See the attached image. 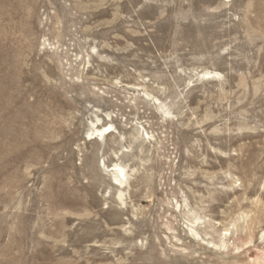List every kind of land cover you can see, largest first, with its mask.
<instances>
[{
    "label": "rangeland",
    "instance_id": "rangeland-1",
    "mask_svg": "<svg viewBox=\"0 0 264 264\" xmlns=\"http://www.w3.org/2000/svg\"><path fill=\"white\" fill-rule=\"evenodd\" d=\"M0 264H264V0H0Z\"/></svg>",
    "mask_w": 264,
    "mask_h": 264
},
{
    "label": "bare ground",
    "instance_id": "bare-ground-1",
    "mask_svg": "<svg viewBox=\"0 0 264 264\" xmlns=\"http://www.w3.org/2000/svg\"><path fill=\"white\" fill-rule=\"evenodd\" d=\"M211 73H212V72H208V71H207V72H204L203 75H208V76H209ZM110 127H111V126H105V127H103V128H100V129H95V133H94V135L92 134V135L90 136V138H91V139H95V138H97V137H102V136H104V135L109 134V133L111 132ZM115 168H116L117 172H116V174H115V176H114V184L117 185V183H118V184H121V183H122V180H121V178H119V176L124 177L125 174H126V172L124 173L125 169H123L122 167H118L117 165H115ZM115 168H114V170H115ZM124 183H125V181H124ZM119 197H120V196H119Z\"/></svg>",
    "mask_w": 264,
    "mask_h": 264
}]
</instances>
